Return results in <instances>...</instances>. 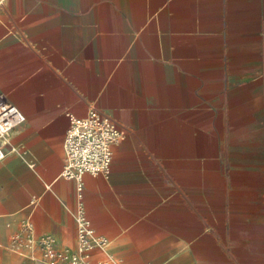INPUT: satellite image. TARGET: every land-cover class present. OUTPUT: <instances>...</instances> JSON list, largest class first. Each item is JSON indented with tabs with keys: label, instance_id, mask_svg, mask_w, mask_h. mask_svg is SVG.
Returning a JSON list of instances; mask_svg holds the SVG:
<instances>
[{
	"label": "crops",
	"instance_id": "0c3cea01",
	"mask_svg": "<svg viewBox=\"0 0 264 264\" xmlns=\"http://www.w3.org/2000/svg\"><path fill=\"white\" fill-rule=\"evenodd\" d=\"M0 101L25 116L0 141V264L77 251L64 139L92 108L124 135L83 177L91 264H264V0H0Z\"/></svg>",
	"mask_w": 264,
	"mask_h": 264
},
{
	"label": "built area",
	"instance_id": "2783aa9c",
	"mask_svg": "<svg viewBox=\"0 0 264 264\" xmlns=\"http://www.w3.org/2000/svg\"><path fill=\"white\" fill-rule=\"evenodd\" d=\"M70 125L64 139L65 161L61 176L78 183L79 201L75 210L77 221L78 249L75 252L58 249L51 236H44L39 243L42 259L37 264H91L87 253L95 245H105L107 239L98 236L89 219L82 200L83 177L108 175L113 159V144L124 135L112 117L92 108L84 117L68 113ZM25 116L18 106L0 101V141L6 143L10 131L23 122ZM0 142V161L5 157V149ZM32 223L25 220L18 233L14 235L16 249L31 244Z\"/></svg>",
	"mask_w": 264,
	"mask_h": 264
},
{
	"label": "rangeland",
	"instance_id": "374dc122",
	"mask_svg": "<svg viewBox=\"0 0 264 264\" xmlns=\"http://www.w3.org/2000/svg\"><path fill=\"white\" fill-rule=\"evenodd\" d=\"M11 247H12V245H11ZM13 248V247H12ZM17 253H19V252H17Z\"/></svg>",
	"mask_w": 264,
	"mask_h": 264
}]
</instances>
